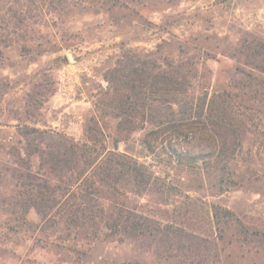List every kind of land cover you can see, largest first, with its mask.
Listing matches in <instances>:
<instances>
[{
  "label": "rangeland",
  "instance_id": "1",
  "mask_svg": "<svg viewBox=\"0 0 264 264\" xmlns=\"http://www.w3.org/2000/svg\"><path fill=\"white\" fill-rule=\"evenodd\" d=\"M11 2L0 0V201L15 192L13 154L23 156L26 145L19 128L52 130L81 144L95 127L107 152H126L173 187L129 195L131 205L164 220L185 215L197 239L161 243L160 236H111L106 228L40 231L33 209L28 230L0 204V264H264V91L252 99L236 84L239 71L255 72L250 47L264 45V0H148L136 18L70 2L58 13L37 5L23 23L32 42L18 36L23 29L13 33ZM127 58L190 61V101L206 104L225 92L233 114L222 126L177 139L151 124L121 134L106 92L111 70ZM214 147L224 152L220 159ZM208 151L212 159L192 157ZM184 194L193 200L186 208Z\"/></svg>",
  "mask_w": 264,
  "mask_h": 264
},
{
  "label": "trees",
  "instance_id": "2",
  "mask_svg": "<svg viewBox=\"0 0 264 264\" xmlns=\"http://www.w3.org/2000/svg\"><path fill=\"white\" fill-rule=\"evenodd\" d=\"M69 2L76 8L86 5L106 11L123 10L136 18L139 16L137 10L145 7L148 0H12L13 10L8 9V14L16 26L13 33L23 29V35L18 36L25 42H32L34 36L23 23L39 10L37 5L40 8L46 5L47 10L58 13L59 7L63 8ZM19 3H22L20 7ZM249 54L246 57L251 61L250 67L257 73L239 71L240 79L236 84L244 95L251 94L252 99H256L264 91V45L250 47ZM192 64L186 60L185 63L161 65L150 60L127 58L112 69L108 76L111 88L106 92L110 96L106 106L116 114L118 131L123 134L135 126L151 124L157 129L171 130L177 139L189 132L205 133L210 126H222L225 117L233 114V102L225 92L215 94L206 104L205 100L195 104L192 98L190 101L188 73L184 70H189L187 66ZM175 107L180 118L174 117ZM19 131L26 145L23 156L19 152L13 154L10 172L15 192L10 200L0 201L2 209L18 227L28 229L26 216L33 209L39 218L40 231L62 226L68 233L72 230L97 234L106 228L111 236L133 239L160 236L161 243L163 239L165 242L196 243L197 238L186 223L185 215L164 220L131 205L129 195L150 192L154 188L163 195L173 187L167 186L148 166L126 152H119L118 148L107 152L100 131L95 127L87 129L86 140L81 144L52 130L24 126ZM172 151L175 157H181L176 148ZM212 153L219 159L224 154L216 147ZM212 153L208 151L192 157L194 160L212 159ZM34 158L38 160L37 164L33 162ZM193 169L189 167V170ZM192 202V198L184 194V208ZM226 217L232 216L228 213Z\"/></svg>",
  "mask_w": 264,
  "mask_h": 264
},
{
  "label": "water",
  "instance_id": "3",
  "mask_svg": "<svg viewBox=\"0 0 264 264\" xmlns=\"http://www.w3.org/2000/svg\"><path fill=\"white\" fill-rule=\"evenodd\" d=\"M68 58H69V60H72V56L71 55H68Z\"/></svg>",
  "mask_w": 264,
  "mask_h": 264
}]
</instances>
